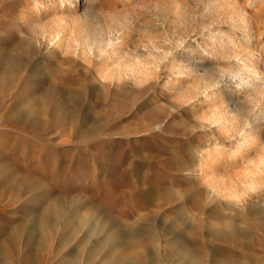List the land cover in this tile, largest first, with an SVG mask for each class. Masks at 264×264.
I'll return each mask as SVG.
<instances>
[{
    "label": "rangeland",
    "instance_id": "374dc122",
    "mask_svg": "<svg viewBox=\"0 0 264 264\" xmlns=\"http://www.w3.org/2000/svg\"><path fill=\"white\" fill-rule=\"evenodd\" d=\"M73 1L0 0V264H264V0Z\"/></svg>",
    "mask_w": 264,
    "mask_h": 264
},
{
    "label": "bare ground",
    "instance_id": "6f19581e",
    "mask_svg": "<svg viewBox=\"0 0 264 264\" xmlns=\"http://www.w3.org/2000/svg\"><path fill=\"white\" fill-rule=\"evenodd\" d=\"M213 1H214L213 7H219V8H226V7L228 8L229 7L231 9L230 11H232L233 13H236V11H237L236 6L233 3H231L229 0H213ZM61 2L62 3L68 2L70 7L74 5L73 6L74 9H76L78 6H80V4L75 5V2L73 0H61ZM229 8H228V10H229ZM216 31H217L216 28L212 29L209 34L213 35ZM90 39L91 38L89 36H87L85 38L89 50H93L94 48H103L104 49L105 47L112 45L115 42V40L111 37L110 39H104V40L101 39L102 43L99 42V44H100L99 45L98 42H96V40H97L96 38H95L96 39L95 41L90 40ZM98 41H100V40H98ZM252 55H254V54H252ZM252 55L250 54V56H252ZM182 61H184V63L181 65V68L188 69L189 71L188 70L187 71L192 72V73L198 71L200 66H203V63H200L199 61H191L190 57H186L184 60L182 59ZM185 62H186V64H185ZM237 72H230V74H231L230 77H231V79H233L232 81H230L231 80L230 78L228 79V81H226V79L224 78V72H220L218 74H214L211 76H206V75L202 74L201 75L202 76L201 83H200V88L202 90L204 89L207 91V89H210V88L212 89V91L214 90L213 93L216 95L217 99L219 100V105H217L213 120H220V119L236 120L235 123H232V129H229L226 131V134H227L226 137L228 138L227 140L229 142L235 140L237 135H240V141L238 142L237 148L233 149L232 152L228 156V157H234L235 159L238 157H241V155H243L242 153H243V149H244L245 145H248V144L252 143L254 140L258 139L259 134L261 133V128H262L261 126L264 124V121L259 122L260 118H264V113H262V112H261V114L258 113L259 115H257L256 117L253 116L254 118L253 117L252 118H244L240 122H239V120L237 121V118H238L239 114H241L243 112V109L240 105V102L238 101L237 93H234L233 91L236 89L234 87L239 85L240 81L244 80V76L242 75V73H240V72L237 73ZM229 81H230V84L227 85V83H229ZM251 81H252V79L248 78L247 83H250ZM224 82H226V83H224ZM256 84H255V86H257ZM260 86H261V84H260ZM227 89H229V90L227 91ZM261 89H263V88H261ZM256 105H258V102H256ZM220 146L218 147V149L220 148ZM214 160H215L214 162H217L218 156L214 157ZM188 176L192 177L191 172L188 173ZM243 176L246 178L248 186L251 188V190L256 189L257 187H259L262 184V180H263L262 176L258 175V172L253 168L248 169L244 173Z\"/></svg>",
    "mask_w": 264,
    "mask_h": 264
}]
</instances>
